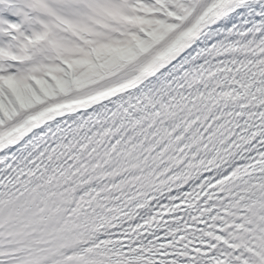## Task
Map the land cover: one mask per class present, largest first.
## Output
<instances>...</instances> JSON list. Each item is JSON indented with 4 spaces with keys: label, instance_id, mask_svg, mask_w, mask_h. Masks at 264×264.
Here are the masks:
<instances>
[{
    "label": "snow or ice",
    "instance_id": "1",
    "mask_svg": "<svg viewBox=\"0 0 264 264\" xmlns=\"http://www.w3.org/2000/svg\"><path fill=\"white\" fill-rule=\"evenodd\" d=\"M0 264H264V0H0Z\"/></svg>",
    "mask_w": 264,
    "mask_h": 264
}]
</instances>
